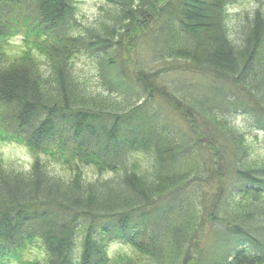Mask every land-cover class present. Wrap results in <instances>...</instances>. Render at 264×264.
Returning <instances> with one entry per match:
<instances>
[{"label":"trees","instance_id":"obj_1","mask_svg":"<svg viewBox=\"0 0 264 264\" xmlns=\"http://www.w3.org/2000/svg\"><path fill=\"white\" fill-rule=\"evenodd\" d=\"M103 1L0 0V264H264V0Z\"/></svg>","mask_w":264,"mask_h":264},{"label":"rangeland","instance_id":"obj_2","mask_svg":"<svg viewBox=\"0 0 264 264\" xmlns=\"http://www.w3.org/2000/svg\"><path fill=\"white\" fill-rule=\"evenodd\" d=\"M78 1V10L80 17L83 21H86V23L93 22V19L101 14L100 6L103 4H106L103 0H77ZM246 6L250 5L251 3H248V1L245 2ZM237 5L231 7L233 10H237ZM13 42V49H16L19 46L20 43V37L15 36ZM126 53V58L131 57V53ZM148 52L146 47H138L136 51L137 58H142L144 61L147 60V64H150V59L147 57ZM132 58V57H131ZM74 65L77 71L78 77L81 79V81L87 82L89 87L97 88L99 85L96 86V83H99L98 80L93 77L94 70L92 69V64L89 63V57L88 53L86 51H82L78 53L77 56L74 57ZM153 64L151 63V66ZM155 66V63H154ZM235 124L241 125L244 124V119L239 117L236 120H234ZM261 154V153H259ZM0 155L2 159L4 160V163L9 166H13L17 169H23L26 170L30 167L33 156L28 150L27 146L21 142H16L12 140H0ZM42 159L44 160L45 157L42 155ZM49 167L53 170V172L58 173L62 176H69V170L65 169L62 165L55 161H48ZM84 173L86 177H93L95 175V170L92 166H86L84 168ZM109 251L111 256H114L116 253H130L131 248L123 243H111L109 245ZM8 264H17L16 261H11Z\"/></svg>","mask_w":264,"mask_h":264}]
</instances>
